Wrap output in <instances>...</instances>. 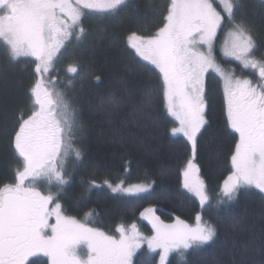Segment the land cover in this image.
<instances>
[{
	"label": "snow or ice",
	"instance_id": "1",
	"mask_svg": "<svg viewBox=\"0 0 264 264\" xmlns=\"http://www.w3.org/2000/svg\"><path fill=\"white\" fill-rule=\"evenodd\" d=\"M126 2L0 0V44L6 48L10 61L26 56L37 61V79L30 89L33 110L26 119L22 113L17 117L18 131L13 139L22 168L15 170L14 184L0 187V264H28L29 257L40 253L51 257L52 264H131L142 239H147L141 237L135 224L128 228L120 225L117 239L62 214L59 200L70 186L65 164L70 155L77 161L82 159L80 149L73 147L71 140L83 137L84 126L66 94L43 76L53 67L58 54L63 55L61 49L66 52L74 43L86 42L91 35L83 27L82 17L91 13L114 17ZM166 12L157 32L144 36L133 32L128 38L129 45L162 74L166 110L180 124L172 131L182 133L191 142L193 156L197 135L206 123L204 74L213 69L223 78L228 122L239 133V143L231 156L234 171L213 197L190 159L183 172V187L205 209L215 207L228 212L242 188L255 186L264 191V59H256L254 55L260 45L245 14L244 0H170ZM225 26L229 30L223 55L234 57L244 68L256 71L259 86H254L251 80L235 79L216 63L215 41L218 31ZM66 73L70 89L74 87L73 80L85 79L84 68L76 64L68 65ZM148 107H154L151 98ZM82 183L89 192L106 186L113 193L151 194L152 187L144 184L125 188L123 182L113 186L107 180L103 186L95 180ZM38 185L46 186L48 191L42 193L37 190ZM51 204L54 208L50 210ZM154 211L150 208L146 213ZM53 213L55 223L49 224ZM85 216L91 217L92 212ZM176 219L173 225L154 223L156 235L147 241L150 250L163 252L162 264L171 252L188 264L186 257L191 251L214 242L217 236L216 225L201 222L199 215L196 227ZM31 264L42 262L36 259Z\"/></svg>",
	"mask_w": 264,
	"mask_h": 264
},
{
	"label": "trees",
	"instance_id": "2",
	"mask_svg": "<svg viewBox=\"0 0 264 264\" xmlns=\"http://www.w3.org/2000/svg\"><path fill=\"white\" fill-rule=\"evenodd\" d=\"M170 0H129L114 17L86 16L83 27L91 33L84 43H74L55 65L53 75L61 81V90L79 113L84 135L77 148L82 159L69 163L66 176L70 186L59 200L62 214L87 223L107 235L117 237L120 225L135 224L140 235L156 234L157 226L173 225L177 217L191 227L197 215L217 227V236L186 257L188 264H264V192L240 191L228 212L215 207L205 209L199 199L183 187V172L188 161L198 167L200 179L210 196H216L234 168L231 156L239 143V134L228 122L223 82L216 73L207 77L209 108L207 123L197 135L193 156L191 142L182 134L175 136L176 122L166 110L162 74L142 61L127 42L128 36L149 35L162 26ZM245 14L253 26L260 47L256 59H264V0H244ZM220 31L216 52L220 53L227 30ZM67 53V54H66ZM216 60L237 79L251 80L259 86L255 71L242 64ZM70 64L85 70V79L72 81L63 76ZM32 58L10 61L3 46L0 55V187L16 182L14 172L22 167L14 151L17 117L27 118L33 110L30 89L37 79ZM62 73V74H61ZM97 77L99 79H97ZM154 107H148V100ZM179 135V134H178ZM124 187L151 184V194L113 193L106 186L87 191L85 181ZM154 182V183H153ZM46 193V189L42 187ZM52 191H55L53 189ZM54 205V204H53ZM154 209V214L146 213ZM92 212L91 217L85 214ZM141 213H145L144 216ZM154 217H158L155 220ZM49 264L42 255L29 257ZM133 264H159V255L143 250ZM167 264H185L174 252Z\"/></svg>",
	"mask_w": 264,
	"mask_h": 264
},
{
	"label": "rangeland",
	"instance_id": "3",
	"mask_svg": "<svg viewBox=\"0 0 264 264\" xmlns=\"http://www.w3.org/2000/svg\"><path fill=\"white\" fill-rule=\"evenodd\" d=\"M129 0H127V2H128ZM126 2V3H127ZM217 7H218V10H219V5H217ZM97 15H99V14H97V13H91V14H89L88 16H97ZM104 16H106V15H103V17ZM84 17H82V19H83ZM227 28V30H226V32H225V35H224V37H223V39H222V43H221V49H220V53L219 52H216V42H217V39H216V41H215V49H214V55H215V58L217 57V55H218V53L224 58V59H228V60H233V61H236V62H238V63H240L241 64V62L240 61H237V60H235V58L234 57H228V56H224L223 55V51H222V48H223V46H224V43H225V41L227 40V32H228V27H226ZM219 33H220V31H218V33H217V38H218V35H219ZM128 38H129V36H128ZM128 38H127V42H128V45H129V40H128ZM72 47V46H71ZM71 47L70 48H68V50H67V52L69 51V49H71ZM129 47H130V45H129ZM131 48V47H130ZM133 51H134V49H132ZM61 52L63 53V55H64V53H65V50L64 49H61ZM2 53H3V45L2 44H0V55H2ZM67 54V53H66ZM63 55H60V54H58V56H59V58L57 59V60H55L54 61V63H53V67L49 70V72L48 73H44L43 74V76H44V78H45V80L47 81V80H49V78L55 83V87H56V89L58 90V91H60L61 89V81H60V79L58 78V76H55V75H53V71H54V67H55V65H57V63L61 60V58L63 57ZM32 58L33 60H35V62L37 63V61H36V58L35 57H32V56H26V57H21V59H25V58ZM140 58V57H139ZM141 60H142V58H140ZM143 61V60H142ZM146 64H148V65H150V66H152L153 68H155V66L154 65H151L150 64V62H147V61H144ZM216 63L220 66V64L217 62V60H216ZM221 67V66H220ZM222 68V67H221ZM67 69V68H66ZM226 73H230L229 71H227V70H225L224 68H222ZM248 69V68H247ZM158 70V69H157ZM251 70V69H250ZM159 71V70H158ZM254 71V70H253ZM210 73H216L217 75H218V77L222 80V82H223V88H224V96H225V99H226V102H227V97H226V92H225V83H224V80H223V78L219 75V73H217V72H215L213 69H208V71L207 72H205V74H204V87H205V94H206V92H207V77H208V75L210 74ZM255 73L257 74V76H258V73L255 71ZM62 74V73H61ZM235 79H237L232 73H230ZM63 76H69V74H67L66 73V71L62 74ZM259 78V77H258ZM254 86H256V85H254ZM62 92V91H61ZM208 108H209V105L207 106V108L205 109V120H206V114H207V110H208ZM31 114V113H30ZM171 115V114H170ZM171 117L173 118V120L176 122V125H177V127L176 128H179L180 127V124H179V121L174 117V116H172L171 115ZM206 123H207V120H206ZM206 123H205V125H206ZM204 125V126H205ZM203 129V128H202ZM202 129H201V131H202ZM234 130V129H233ZM175 136H180V135H182V133H173ZM179 134V135H178ZM239 134V133H238ZM71 144H72V146L73 147H75V148H77V144H78V139L77 138H73L72 140H71ZM74 158V155H70L69 156V158H68V161H67V163L65 164V169L66 168H68V166H69V163L70 162H72V159ZM22 168V167H21ZM186 168V167H185ZM185 170V169H184ZM198 177H199V179H200V174H199V172H198ZM183 181H184V175H183ZM27 183V182H26ZM183 184H184V182H183ZM44 185H38L37 186V190H39V191H41L42 193H45L44 192V190H43V187ZM45 187V189H46V191H48V189L46 188V186H44ZM125 188H127V187H125ZM54 189V188H53ZM52 189V190H53ZM246 189H258V190H260L259 188H256L255 186H249V187H245V188H242L241 189V191H243V190H246ZM261 191V190H260ZM262 192H264V191H262ZM120 193H123V194H126V195H140V194H143V193H135V192H133V193H126V192H120ZM54 208V205L53 204H51V205H49V209L51 210V209H53ZM202 222V221H201ZM55 223V215H54V213L50 216V218H49V224H54ZM197 226V224L195 225V227ZM118 235H117V239L119 238V232L117 233ZM156 234H153L152 236H150V237H145V236H142L141 235V237L142 238H147V239H142V241H141V247L139 248V249H137L136 250V252H135V254L132 256V259H131V264H133V260H134V257L137 255V253H139V252H141V251H143V250H146V251H149V252H152V253H159V264H162V262H161V259H160V256L161 255H163V252L160 250V249H156L155 251H153V250H150L149 248H148V240L149 239H151L153 236H155ZM174 252H171V253H169V255L164 259V261H163V264H167V262H168V260H169V258H170V256L173 254ZM39 255H42V256H44V258H46V260L48 261V263L49 264H52V260H51V257H49V256H46V255H44L43 253H40Z\"/></svg>",
	"mask_w": 264,
	"mask_h": 264
}]
</instances>
